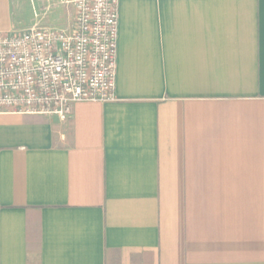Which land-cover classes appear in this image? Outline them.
Segmentation results:
<instances>
[{
	"label": "crops",
	"instance_id": "1",
	"mask_svg": "<svg viewBox=\"0 0 264 264\" xmlns=\"http://www.w3.org/2000/svg\"><path fill=\"white\" fill-rule=\"evenodd\" d=\"M118 7L116 100L0 112V264H264V0Z\"/></svg>",
	"mask_w": 264,
	"mask_h": 264
},
{
	"label": "built area",
	"instance_id": "2",
	"mask_svg": "<svg viewBox=\"0 0 264 264\" xmlns=\"http://www.w3.org/2000/svg\"><path fill=\"white\" fill-rule=\"evenodd\" d=\"M68 28L0 32V112L68 120L78 101L116 100L118 0H62Z\"/></svg>",
	"mask_w": 264,
	"mask_h": 264
},
{
	"label": "rangeland",
	"instance_id": "3",
	"mask_svg": "<svg viewBox=\"0 0 264 264\" xmlns=\"http://www.w3.org/2000/svg\"><path fill=\"white\" fill-rule=\"evenodd\" d=\"M18 3L21 19L17 30L34 25L68 28L71 21L72 8L62 0H19Z\"/></svg>",
	"mask_w": 264,
	"mask_h": 264
}]
</instances>
